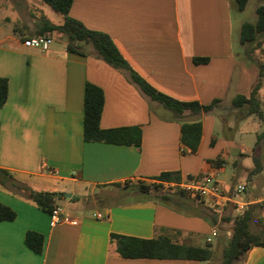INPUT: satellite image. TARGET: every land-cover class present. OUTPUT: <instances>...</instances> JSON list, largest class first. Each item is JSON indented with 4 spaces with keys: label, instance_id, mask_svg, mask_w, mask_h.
Segmentation results:
<instances>
[{
    "label": "crops",
    "instance_id": "crops-1",
    "mask_svg": "<svg viewBox=\"0 0 264 264\" xmlns=\"http://www.w3.org/2000/svg\"><path fill=\"white\" fill-rule=\"evenodd\" d=\"M234 3L73 0L70 8L69 15L86 28L109 35L130 67L158 91L202 105L219 101L200 115L202 137L191 153L180 141L181 122L132 83L127 71L107 64L91 46L84 47L85 56L69 52L65 40L54 41L51 52L25 47L23 40L43 34L47 23L37 26L41 20L27 0H0V78L8 80V97L0 107V203L16 213L13 221H0V264H210L123 258L111 236L165 234L204 247L198 239L215 229L221 244L242 215L234 203L214 206L209 197L196 201L182 193L162 202L139 187L158 183L155 178L164 172L217 180L228 160L236 167V180L247 186L240 198L250 203L246 211L251 218L259 212L264 217L258 203L264 196V132L252 130L257 133L253 145L234 140L236 132L264 124V110L260 118L232 105L236 96L249 97L259 76L258 65L243 56V22L235 35ZM195 58L208 62L195 63ZM87 83L104 92L100 127L140 128L139 147L84 140ZM218 182L228 193L235 187ZM29 190L77 195L94 209L64 213L67 219L51 227L49 213L28 198ZM29 231L44 237L41 254L27 247ZM238 263L264 264V246L252 248Z\"/></svg>",
    "mask_w": 264,
    "mask_h": 264
},
{
    "label": "trees",
    "instance_id": "trees-1",
    "mask_svg": "<svg viewBox=\"0 0 264 264\" xmlns=\"http://www.w3.org/2000/svg\"><path fill=\"white\" fill-rule=\"evenodd\" d=\"M63 17L61 24H47L41 35H49L57 31L66 37V47L69 52L86 55L85 46H91L97 57L117 69L128 72L129 79L136 84L140 90L149 96L153 101L161 104L171 114V118L181 122V144L191 153L198 150L202 137V122L199 117L202 113L209 112L218 106L219 101L215 100L211 104L202 105L199 102L179 101L154 88L133 70L125 58L122 56L109 35L90 30L81 22L69 15L73 0H42ZM249 0H235L240 11H244ZM257 20L253 23L244 22L240 31V42L242 45H250L264 36V6L256 9ZM195 63H207V58H195ZM263 71L260 72L249 97L236 96L232 105L236 109L247 108L246 115H257L263 117L261 102L258 97L262 86ZM8 97V80L0 78V107L4 106ZM104 107L103 90L87 83L85 87L84 99V140L86 142H104L110 144L134 145L139 147L142 142V132L138 127H122L115 129H102L100 120ZM185 114L197 117L194 122H186L183 118ZM244 117V116H243ZM190 177V176H188ZM163 186L164 182H180L182 180L179 172H164L155 178ZM120 187L119 184H115ZM142 193H153L150 186L141 185ZM159 190L158 187L155 188ZM182 193V192H181ZM185 195L184 193H182ZM162 202L169 200V194L159 192L155 194ZM59 194L53 192L28 191V198L44 212L51 213L57 206L56 199ZM16 213L9 207L0 203V221H13ZM251 214L245 211L241 216H237L230 228V237L223 241V255L220 264H235L243 261L249 251L258 246H264V235L250 230ZM111 242L115 245L116 252L123 258L131 259H181L195 260L200 262H210L215 257V251L210 244L204 247L190 243H177L165 234L156 238L143 239L112 234ZM25 243L28 248L35 253L41 254L44 248V237L36 232L29 231L25 236Z\"/></svg>",
    "mask_w": 264,
    "mask_h": 264
},
{
    "label": "rangeland",
    "instance_id": "rangeland-1",
    "mask_svg": "<svg viewBox=\"0 0 264 264\" xmlns=\"http://www.w3.org/2000/svg\"><path fill=\"white\" fill-rule=\"evenodd\" d=\"M29 3V10H31V13H33L34 18L40 19L41 23H38L37 26H41L45 23L47 24H52V25H57L61 23L62 21V15L58 12H56L52 7H50L48 4L43 2L42 0H27ZM252 2L248 5L247 9L245 11L240 12L237 9V4L234 3V9H233V20H234V31L235 35H237V31L239 30L240 26L239 24L241 22H250L254 23L257 20V14H256V9L257 6L263 5L264 0H251ZM19 21H21V18H18ZM35 21V19H34ZM49 35L54 39V41H62V40H67L65 36L61 37L60 34L57 31H53L49 33ZM243 46V56L246 59H250L251 61L255 62L258 65V69L260 72V67L262 68L263 74H264V36H261L257 39L256 42L250 45H242ZM88 48V47H87ZM262 85L264 84V75L262 78ZM264 92V88H263ZM261 100L264 101V93L261 95ZM264 110V107L261 108ZM257 128V133H263L264 132V124H261L260 127L254 126H248L247 132H241L238 131L234 135V140L235 142L238 143H250V145H253V143L257 139V133L252 131L253 129ZM245 161V160H244ZM236 174V167L234 166L233 162L231 160H228L225 164V170L221 171L217 175V180L229 184V185H235L237 186L238 184H241V180L237 179L235 177ZM148 186L153 188V194H157L159 192L162 193H167L170 195L173 194H178L180 195L181 192L178 189H173V188H167L165 186H161L157 182H153L149 184ZM158 187L159 190L156 191L155 188ZM61 192H58V203L57 205L61 206L64 209L65 213H79L82 214L84 212H90L94 208H89L85 207V202L84 199L80 196L75 195V199H70L69 197L60 194ZM69 194V193H68ZM242 195L239 196L241 198ZM96 204V203H95ZM87 205H90V203H87ZM264 206V205H263ZM250 230L252 232L260 233L264 235V217L262 216V213H258L257 215H253L251 222H250ZM208 237L212 238V248L215 251V257L211 261L210 264H220L222 260V249H223V242L218 245V238L213 237L210 234L207 236H204V233L200 236L198 239L197 243L202 244L203 246L207 244L206 240ZM236 264H239L238 262Z\"/></svg>",
    "mask_w": 264,
    "mask_h": 264
},
{
    "label": "built area",
    "instance_id": "built-area-1",
    "mask_svg": "<svg viewBox=\"0 0 264 264\" xmlns=\"http://www.w3.org/2000/svg\"><path fill=\"white\" fill-rule=\"evenodd\" d=\"M22 44L27 48L51 52L53 51L54 39L50 35H39L24 39ZM162 184L167 188L178 189L196 201L209 197L214 206H224V203L232 202L240 214H243L250 204L248 200H241L239 198L240 195H246L247 186L245 184H238L233 188L231 193H228L221 188L220 183L214 177L209 175L190 176L182 179L180 182H164ZM258 203L264 205V196L259 198ZM64 213V209L61 206H55L49 214L50 226L54 227L67 219L63 217ZM97 217L102 218V215L97 214ZM211 235L216 237L218 233L213 229ZM206 242L210 244L212 238L208 237Z\"/></svg>",
    "mask_w": 264,
    "mask_h": 264
},
{
    "label": "water",
    "instance_id": "water-1",
    "mask_svg": "<svg viewBox=\"0 0 264 264\" xmlns=\"http://www.w3.org/2000/svg\"><path fill=\"white\" fill-rule=\"evenodd\" d=\"M67 195V197H70L71 196V194H66Z\"/></svg>",
    "mask_w": 264,
    "mask_h": 264
}]
</instances>
